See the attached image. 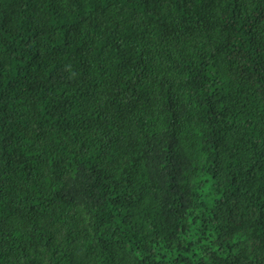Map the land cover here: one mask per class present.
<instances>
[{
	"label": "trees",
	"instance_id": "obj_1",
	"mask_svg": "<svg viewBox=\"0 0 264 264\" xmlns=\"http://www.w3.org/2000/svg\"><path fill=\"white\" fill-rule=\"evenodd\" d=\"M0 264H264V0H0Z\"/></svg>",
	"mask_w": 264,
	"mask_h": 264
}]
</instances>
